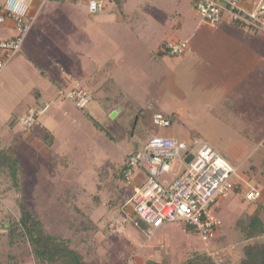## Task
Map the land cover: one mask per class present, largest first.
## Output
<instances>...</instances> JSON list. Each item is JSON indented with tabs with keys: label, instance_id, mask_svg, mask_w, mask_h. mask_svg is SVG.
<instances>
[{
	"label": "rangeland",
	"instance_id": "obj_1",
	"mask_svg": "<svg viewBox=\"0 0 264 264\" xmlns=\"http://www.w3.org/2000/svg\"><path fill=\"white\" fill-rule=\"evenodd\" d=\"M49 6L31 28V34L36 33L40 41L34 45L27 41L25 45L32 48L30 57L38 68L33 67L34 74L24 72L23 76L26 82H36L49 93L54 92L40 69L59 81L65 92L55 89L57 100L42 95L41 108L48 106L39 118L36 133L22 122L29 109L21 116V124L15 119L10 123L0 120V145L5 147L6 156L15 160L13 176L7 164L0 163V233L6 235L7 224L17 219L23 201L36 210L52 233L65 234L81 212L88 214L92 222L100 221L93 240L88 238L91 231L85 235L86 248L89 245L97 256L93 264H145L147 259L181 264L192 249L220 250L229 245H234L233 259L238 260L249 241L241 227L254 212L264 220V84L250 85L248 102L216 96V87L210 81L217 60L212 37L222 30H217L218 24L203 21L189 0H127L120 20L116 18L119 11L112 12L109 6L95 14L81 3L66 1L59 6L50 2ZM222 32L234 34L229 48H234L236 54L245 52L244 56H228L232 64L245 60V66L264 70V60L254 59L246 49V43L254 45L253 39L239 47L237 30L232 27ZM165 39L186 40L188 46L182 55L157 54ZM8 66L0 71V119L2 108L8 113L17 96L19 100L23 97L21 103L25 104L34 95L28 93L32 87L27 95L22 88L24 82L4 75ZM18 69L19 63H14L6 74L18 73ZM91 75L99 79L101 88L98 96L80 109L65 93L77 80L90 82L95 89L94 79H88ZM250 79L252 83H263L264 75L258 78L252 73ZM221 98L223 102L218 103ZM215 104L226 109L212 113ZM120 107L123 110L119 117L111 114ZM83 110L98 121L100 128ZM158 114L169 116L170 124L159 125L155 121ZM247 126L252 128L250 133ZM40 129L49 131L38 136ZM154 133L188 145L197 141L193 152L201 144H209L242 176L238 179L241 188L230 191L212 206L211 213L220 224L208 245L181 222L157 229L134 220L128 199L133 186L140 183L135 180L139 170H135L133 184H129L120 176L119 168L128 153ZM179 169V161H173L171 170L159 181L171 182ZM249 187L260 191L258 199H244ZM68 235L75 239L77 234ZM4 239H0V264L7 263L10 251L21 254L15 264L32 262L25 239L11 249L7 236ZM82 243L73 241L79 248L84 246Z\"/></svg>",
	"mask_w": 264,
	"mask_h": 264
},
{
	"label": "built area",
	"instance_id": "obj_2",
	"mask_svg": "<svg viewBox=\"0 0 264 264\" xmlns=\"http://www.w3.org/2000/svg\"><path fill=\"white\" fill-rule=\"evenodd\" d=\"M65 1L84 2L89 13L93 14L102 11L105 6V0ZM192 6L202 20L211 25L218 23L226 11L231 21H244L256 27L264 24V1L252 8L244 7L241 0H192ZM7 20L12 21L16 33L7 38L0 36V70L20 50L23 38L32 26L29 0H3L0 32ZM163 48L167 54L178 56L186 50L187 42L167 41ZM65 94L79 108H85L91 99L88 91L78 83ZM47 106L30 109L22 118L23 124L33 126ZM155 121L162 126L170 124V119L161 114L155 117ZM194 144L188 145L174 137L152 134L143 145L128 153L121 175L129 184L133 182L135 170H139L143 177L140 178V183L133 186L129 200L135 218L149 228L181 222L208 245L220 224L211 213L212 206L230 191L240 189L241 182L235 180L238 175L236 167L217 149L203 143L193 152ZM175 160L180 163L176 176L169 183L160 182L159 177L171 170ZM244 197L248 201H254L260 197V191L249 187ZM232 252V245L209 251L218 262Z\"/></svg>",
	"mask_w": 264,
	"mask_h": 264
},
{
	"label": "crops",
	"instance_id": "obj_3",
	"mask_svg": "<svg viewBox=\"0 0 264 264\" xmlns=\"http://www.w3.org/2000/svg\"><path fill=\"white\" fill-rule=\"evenodd\" d=\"M181 1V0H180ZM260 1H264V0H241V3L244 7L246 8H252L254 7L257 3H259ZM3 0L0 1V9H1V5H2ZM29 4H30V15L33 18V22H32V26L31 28L33 29L35 26V21L36 18H38L39 14L46 12V10H48L50 8L49 3L50 2H54L55 4H58L59 6L63 5L66 1H60V0H29ZM71 2V1H69ZM73 3V2H72ZM77 4L81 3L84 5L85 9L86 4L84 2H75ZM127 3V0L122 1L120 4H118L116 1L114 0H105V6L104 9L106 8V6L110 7V11L114 12L116 11V13L119 11V15H117L116 18H118L120 20L121 17H124L123 15H125L124 11V5ZM190 6L192 7V0H189ZM104 9L102 11H104ZM101 12V11H100ZM228 16L227 18L224 20V14L222 16V19L216 23L219 25L217 30H230V28H234L235 30H237L236 32V38L235 40H237L238 42V46H244L245 45V40L247 42H249V39H253L255 41L254 45L251 46V43H246L247 46V51L249 52V55L253 56L254 59H260V61L264 60V24L260 26V28H256V26H249L250 23H246V25L244 26L243 30L241 31V29H239L238 27H236L235 25L232 24L231 22V18L229 13H226ZM122 20V19H121ZM249 24V25H248ZM29 29V33H27V35L25 34L20 50L18 52H16L5 64V66L3 68H6L8 65V68L6 69V71H4V75L9 77V76H15L17 77V81L19 82H24V85L22 88H24L26 94H27V89L31 88V90H29L28 93H33L34 95L31 97V99H29V101H27L25 104H22V100L23 97L19 100V97L17 96V99H15V101H13L12 105H10V109L9 112L6 113L5 108H2L1 113H3V117L0 119L1 121H8L10 123V121L13 119H15L17 122H19L21 116L29 109H41V105H43V102L41 100L42 95H45L46 99H52V100H57L59 98V96L57 95L56 97V90L59 91H63L62 89V85L59 83V81H57L56 79L50 78L47 76V74L40 70V73L42 75H44L49 81V85L50 86H54V92L49 93V91H47L45 88H42V86H40L39 84H37L36 82H31V81H27L24 79V72L25 73H31L34 74V68H38L36 66V64H34V61L31 59L30 56H32V54L30 53V51L32 50V48H28L26 45L27 41H30L33 45L37 44L38 41H40L39 37L35 34H31L32 29ZM237 28V29H236ZM222 31H218L216 34L213 35L212 39H213V44H212V48H213V53L214 56H216L217 60H216V67H215V73L213 74L212 78H210L211 83H214L213 85L216 87V96L217 94H221V96H225L226 97H233L235 100H239L242 99L246 102L248 95L249 94V87L250 85H254V86H260L261 84H264V82L262 83V80H255L252 83L251 78V74H254V77H258V78H262V76L264 75V70L261 69V67L259 66H245V60L239 62L238 64H235V62H230L227 57L228 56H244L245 52L242 51H238L239 53L236 54L233 50H235L234 48H229L227 45L233 44V40H234V34L228 35V32H222ZM16 33V29L12 23V21L7 20L6 23L3 25L1 32H0V36L7 38V37H11ZM34 38V41H33ZM174 40H179V39H173L171 41ZM165 41H169L167 39L163 40L162 42ZM186 41V40H185ZM187 42V41H186ZM260 44L259 47H256L257 44ZM188 46V45H187ZM28 48V49H27ZM27 49V50H26ZM185 52V51H184ZM233 52V53H232ZM26 60V61H25ZM238 61V59L236 60ZM14 63H19V72L18 73H11V74H6L7 70L14 64ZM219 63V64H218ZM264 66V65H263ZM2 68V69H3ZM214 68V67H213ZM2 69L0 71H2ZM91 72V71H90ZM218 72V74H217ZM247 73V74H245ZM92 74V73H91ZM92 79L93 83L95 85V89L91 88V83L89 82V84H83V82H81L80 80H77L76 83L68 88L69 90L72 89L73 87L76 86V84L78 83L79 85H83L86 90L88 91L91 99L88 102V104L94 100L97 96H98V92L99 89L101 87L100 84H98V78H94V75H91L88 79L89 81ZM254 80V79H253ZM27 83V84H26ZM264 86V85H263ZM262 86V88H264ZM247 90H244V89ZM56 89V90H55ZM68 90V91H69ZM67 91V92H68ZM66 92V93H67ZM28 95V94H27ZM264 95V94H263ZM262 95V97H263ZM41 96V97H40ZM260 99V97H258ZM222 101V98L218 100ZM11 103V101H9ZM223 102V101H222ZM226 102V101H225ZM263 103V102H262ZM87 104V105H88ZM215 105H217V107H215ZM210 111L212 113H218L226 108H219L218 104H215ZM231 108V107H230ZM122 107H120L119 109L114 108L112 110L115 111L116 113L114 115H118L121 111H122ZM15 111H19V112H15ZM21 111V112H20ZM247 111H249V108L247 109ZM5 112V113H4ZM14 112L16 114H14ZM111 112V111H110ZM243 112H244V108H243ZM20 113V114H19ZM43 113V112H42ZM41 113V114H42ZM125 113V111H124ZM19 114V115H18ZM41 114L38 116L36 122L34 123V125L29 129L33 132L36 133V126L37 124H39V118L41 116ZM14 122L13 124L17 123ZM20 123V122H19ZM4 124V123H3ZM21 124V123H20ZM22 126V125H21ZM4 127V126H2ZM23 127V126H22ZM248 127V132L250 133L252 131V128L250 129L249 126ZM43 128V127H42ZM47 131H49V129L44 130L41 132V129L38 130L37 132L39 133L38 136H41L40 134L42 133L45 134ZM51 132V131H50ZM37 133V134H38ZM249 135V134H248ZM3 148V146L0 145V149ZM227 159V158H226ZM124 164V163H123ZM137 176L135 178V180H140L141 173L140 172H136ZM242 178V176H241ZM240 175L238 174L237 177L235 178L236 181H239L238 179H241ZM133 184V182H132ZM235 190V189H234ZM130 198L128 199L129 202ZM218 202V201H217ZM99 227L101 222L97 221L96 223ZM168 224V223H165ZM163 224V225H165ZM163 225H161L160 227H158L157 229L161 228ZM187 228V227H185ZM192 230V229H189ZM193 231V230H192ZM52 233V232H51ZM4 238H6L2 233H0V239L5 240ZM7 243V242H6ZM24 256V255H22ZM26 256V255H25ZM21 254L17 253L16 254V258L21 259ZM1 261V259H0ZM32 261V260H31ZM21 263V262H20ZM34 264V262H27V264Z\"/></svg>",
	"mask_w": 264,
	"mask_h": 264
},
{
	"label": "trees",
	"instance_id": "obj_4",
	"mask_svg": "<svg viewBox=\"0 0 264 264\" xmlns=\"http://www.w3.org/2000/svg\"><path fill=\"white\" fill-rule=\"evenodd\" d=\"M63 1V0H60ZM110 1V0H109ZM118 4L125 0H114ZM233 25L243 30L246 23L244 21H231ZM249 25V24H248ZM249 26H252L251 24ZM165 42L161 43L160 46L164 47ZM158 48L157 54H164L166 51L164 48ZM84 109V108H80ZM84 114L93 120V124L100 128L98 121L94 120L93 117L85 110ZM162 116H165L161 114ZM120 115L118 114V117ZM169 118V116L167 117ZM170 119V118H169ZM155 134V133H154ZM5 149V147H3ZM3 152L0 153L1 164H7L10 169V174L15 175L14 159ZM9 157V158H7ZM5 158V159H4ZM7 158V159H6ZM0 164V165H1ZM124 168V164L119 168L120 176ZM15 184V182H14ZM17 185V184H15ZM235 190H239L238 188ZM245 199V197H244ZM19 216L17 219L8 222L5 232V237L7 236V244L9 249L16 247L17 243L21 239H25L29 245V252L27 255L31 256L34 264H93L95 253L90 251L87 245L86 248V236L88 231L91 233L88 235L89 240H93V235L95 231L99 229L98 225L90 220L84 212L80 213V218L75 224H70L66 230L65 234L51 233L45 227L42 219L37 214L36 210L31 209L26 203L22 201L19 209ZM89 218V219H88ZM90 220V221H88ZM135 221L138 218L134 217ZM143 223V222H142ZM144 224V223H143ZM190 229L189 227H187ZM241 231L246 240H249L242 247V254L238 256V260L233 259V253L236 255V251L226 256L222 261L218 262L209 251H196L194 249L190 250L188 256L181 264H264V220H262L257 212L251 214L248 218L246 224L241 227ZM68 233L77 234L74 235L75 239H72ZM4 234V233H3ZM78 234H82L84 238H80ZM85 239V240H84ZM84 242L82 248H79L73 241ZM84 240V241H83ZM251 240V241H250ZM92 244V243H91ZM94 246V245H92ZM83 249V250H82ZM97 252V251H96ZM7 263L15 264L17 261L16 254L9 252ZM6 263V264H7ZM145 264H175L169 261H157L153 259H147Z\"/></svg>",
	"mask_w": 264,
	"mask_h": 264
},
{
	"label": "water",
	"instance_id": "obj_5",
	"mask_svg": "<svg viewBox=\"0 0 264 264\" xmlns=\"http://www.w3.org/2000/svg\"><path fill=\"white\" fill-rule=\"evenodd\" d=\"M115 113H116V112H115V111H113L111 114H112V115H114Z\"/></svg>",
	"mask_w": 264,
	"mask_h": 264
}]
</instances>
